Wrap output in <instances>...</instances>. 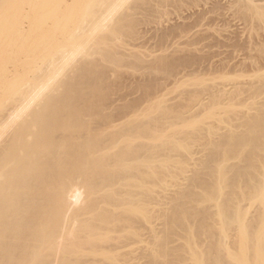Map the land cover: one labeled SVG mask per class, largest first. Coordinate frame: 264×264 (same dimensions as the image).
Segmentation results:
<instances>
[{
	"label": "bare ground",
	"instance_id": "obj_1",
	"mask_svg": "<svg viewBox=\"0 0 264 264\" xmlns=\"http://www.w3.org/2000/svg\"><path fill=\"white\" fill-rule=\"evenodd\" d=\"M114 1L96 0L90 6L92 12L81 22L91 19L89 25L95 26L90 34L91 26L68 29L77 14L61 13L65 0H0V264H264V56L260 66L250 68L258 85L231 91L217 85L209 101L202 81L204 93L201 87V92H186L188 116L183 111L175 117L194 130H201V124L189 121L193 106L230 112L254 99L257 107L245 112L233 130L208 141V154L186 184L165 197L170 207L160 231L161 203L149 185L165 181L172 174L170 165L183 173L188 160H172L171 154L177 149L189 152V145L176 144L171 135L158 145L144 142L164 136L153 135L151 123L136 116L143 100L117 105L106 94L113 90V76L105 63L128 62L113 49L110 36L106 38L107 31L114 38L124 34L131 20L113 22L128 0ZM104 6L108 15L101 14L99 20L97 9ZM261 9L253 12L264 19ZM26 22L33 27L30 35ZM49 24L57 27L52 34L46 30ZM175 26L163 36L190 29ZM220 35L210 44L225 49L216 55L211 47L198 59L189 51L194 59L181 57L176 49L171 56H154L155 61L152 55L153 62L145 65L168 79H145L135 88L152 100L186 80H223L226 73L229 79L225 61L252 44L242 43L234 32ZM220 55L225 59L215 63ZM136 60L134 68L144 59ZM164 109L166 115L174 113L171 107ZM196 114L193 118L202 116ZM206 135L210 140L216 132L209 129ZM161 157L167 166L158 167ZM255 204L263 211L252 216ZM176 238L182 243L172 247Z\"/></svg>",
	"mask_w": 264,
	"mask_h": 264
},
{
	"label": "rangeland",
	"instance_id": "obj_2",
	"mask_svg": "<svg viewBox=\"0 0 264 264\" xmlns=\"http://www.w3.org/2000/svg\"><path fill=\"white\" fill-rule=\"evenodd\" d=\"M95 1L96 0H65V3L64 5H62V8H61L62 9L61 13L63 15L66 13H70V12H74L77 14L76 23L74 25L69 24L67 26L68 29H76V28L83 29V28H87L91 26L89 25V23L91 22V19H89L88 23H86L85 25H82L81 22L83 19H86L85 16L87 13L92 12V9H90V6H92L95 3ZM116 1L117 3H119L121 0H116ZM124 4H123L122 9L117 12L113 22L124 21L125 23L126 22L125 20H128V18L126 19V17H129L131 18V20L127 21V25H129L128 22L130 23L132 21L130 23L132 27L129 25L130 26L129 28V26H127L126 24H123L124 26L126 25L125 26L126 29H124V27L122 26L124 30V34L116 38L111 36L109 31L106 32L108 33L107 36H106V33L104 35L106 36V38L110 36L108 39L111 38L110 44L114 46L113 49L122 52L121 54H119L120 56L126 55L127 57L125 58L123 57V58L125 60H128V62L131 65L129 64L126 65L128 63L126 61H125L126 62L125 65H122V66L116 65L113 63L111 64L105 63V67L107 65L110 69H108L107 67L106 68L108 70H111L110 75L108 73L109 77L113 76V80H111L113 83L110 87V88H113V90L111 89V92H110V89H109L108 91H106V94L111 95L110 96L111 99H113L114 101H117V105H123V104H126V102L127 104H129V102L131 101H133V103L135 101H137L136 103H139L141 99L143 100L144 104L141 106L140 108L141 110L136 113V116H139V119L141 121H145L146 123L147 122L151 123L152 125L151 133L153 135L164 136L163 138H158L156 140L155 139L153 140L152 138L142 139L144 142L149 143L151 145H158L159 143L162 142L161 139L165 141L167 140L165 136L171 135L174 137L171 140L177 141L176 144H182V145L188 144L189 145V152H186L182 149H177L176 150L177 152L171 154L172 160L178 161L182 159L184 160L187 159L188 160L187 169L182 173V172H179L176 167H174L173 165H170V170L172 174L170 173L169 177H167L165 181H161V183L157 186L149 185V187L151 188V195L153 197L156 196L161 203L160 206H158V213L162 215V218L160 216V220L157 221L158 228L161 231L162 225H163V214L165 213V210L170 207V205L167 204L168 201L165 200V197L169 196L170 194L175 193L176 191H178L180 188H182L186 184L185 179L192 175V171L196 168V165H198L201 162L202 158L208 154V151H209L207 148L208 143H209L208 141H212V142L217 141V139L219 138L218 135H222V134L228 133L231 130H233V126L239 125L241 116H243L245 112L257 107L256 105H254L255 103L254 99H248L247 95L249 94L244 95L243 99L244 100L248 99V100L243 106L238 105L233 108L234 111L231 110L230 112H226L228 110L224 109L223 107L206 111L205 107L201 109L202 107L201 105H196L197 108L193 106L192 107L193 113L191 114H194L197 117L196 113L198 112V116L199 115L201 116V114L202 116L199 118H193L195 117L193 115L192 119L189 121L200 122L201 124L200 129L202 131L194 130L190 127H187L181 120L175 117V113L183 112L186 109H189L188 105L190 103L188 104L187 102H190V101H188V98H186V92H189V90H191L192 92H195V91L201 92V90H203V87L207 86V88L204 87L206 92L203 90V93L205 92L206 96H204V98L206 97L205 99L209 101L208 99L210 98L209 95L211 94V92H213L211 90H214V88H216L217 85L219 86L217 87V89L219 90H221L222 88L224 89L226 88V90L231 91V89L235 90L236 87L237 88H240V87L247 88L250 86L251 83H255L256 85L259 84V78H257L255 74H253L252 72L253 69H250V68L252 65H253L252 68H254V67L260 66L263 63L261 59L264 56V53H263L264 52V19H260L258 15L255 14V12H253L255 11L253 10V8L254 9L262 8L261 10L264 11V0H128L126 4L125 5ZM97 11L100 13L99 20H102L108 15L109 9L107 6L106 7L104 6V7L98 8ZM24 12L26 15H29L31 13L30 7L26 6L24 9ZM101 14L103 16L102 19L100 18L102 17ZM27 22L24 23L25 25L24 27L25 29L29 28L28 29L29 32L28 30H26L27 31L26 33L30 35L31 32H33V27L31 25L28 26ZM92 23H93V20H92ZM175 25H177L178 28H190V29H188L187 32H182V33L179 30V32H176V34L179 33L178 35L176 34L174 35V33H171V34L169 33L168 35L169 38L167 36H163V34L168 31V28H174L176 27ZM94 26L95 25L91 26L92 29L87 28L88 31L90 32L91 30H93ZM31 27H32V30L30 31ZM56 28H57L56 26L49 24L48 27H46V30H48V32L52 34L53 30H55ZM50 30L52 31L50 32ZM162 32L164 33L162 34ZM233 32L238 35L242 43L244 42L245 44H247V46L250 45L251 43L252 45L250 46L252 48L245 47L246 49H248L246 50L244 47L243 48L241 47L242 50L245 49L246 52L244 50L243 51L240 50L239 48V51L238 49L236 51L237 53L234 52V54L236 55L239 54L238 56H235V59L233 57L230 59L231 61L230 60L227 61L228 59L225 61L226 65H228L227 66L228 68L226 69V71L227 72L230 71L229 79L227 78L228 75L226 73V76H225L227 79L226 81L224 80L225 77L223 78V80H221L222 78H218L219 77L217 76L218 74L215 75L217 77L210 76L211 79L207 78V80L209 79L208 81L206 80V77L208 76H206L205 79L203 77L202 79L204 80V82L203 80H201V78L186 80L185 82H183L182 84H179L178 86H174L173 84L170 85L168 87L169 90L168 89L167 91L165 90L162 93V96L156 99H152V100H150V98H147V96H145V93H143L141 90L138 91V89L135 88L139 82H142L145 79L154 80L159 77L161 78L163 72L159 73L157 70H151V69L149 70L147 68V66H149L148 63H150V61L153 62L154 59L157 60L156 58L159 59V57L161 58L164 56L166 57L167 55L169 56H171L172 54L174 55L176 53L174 52L175 49L177 51L176 53L177 55H180L181 57L186 56L185 58H189V56H191L190 57L191 59H194L192 58L193 56L191 55L192 52L194 55L195 54L198 55V56L195 55L197 58L201 54H202L201 56H203L205 55V53L206 54L209 53L211 51V48H212L211 52L212 53L214 52L216 55V53L218 54V50L220 49L218 47H217L218 49L217 48L214 49L213 47L215 46L210 45L212 44V41L214 43V40L217 39V37L220 38L221 36L220 34H224L222 36H225V35L227 36V35H230V33L232 34ZM102 35L103 34H101L100 38L101 37L103 38L104 35L103 36ZM163 37H167V39L166 38H164L165 40L159 39ZM58 38L59 39L57 42H60L59 41L60 36H58ZM209 47L211 48L208 49ZM178 49L180 51H178ZM188 49H191V50L195 49V50L190 51ZM200 49L202 51L198 52ZM222 50L225 51V49H221L220 52H223ZM188 51L191 53H189ZM241 51L243 52V54L241 53ZM179 52L181 53L178 54ZM117 54L118 53H116V55ZM247 54H250L252 58H248ZM152 55H153L152 59L155 56L153 60L151 59ZM156 55H158L159 57ZM225 55L223 56L220 55L221 58L215 57L214 58L215 60L213 59L214 62L216 61L215 63H218L217 61H219L220 63L222 59H225ZM95 56H94L95 60L100 59L98 58L100 56L98 57H95ZM120 56H117V57H120ZM92 57L90 58L94 60V58ZM138 57H140L142 60L144 59L143 62L144 61L145 62L144 63L142 62V63L144 64V66H146L145 63L147 64L145 68H143L142 63H141L142 66L140 64V67L134 68V65H137L136 63L134 64V60L136 62L138 60V59L136 60V58ZM240 60H242V62L244 63H242ZM245 62H248V63L246 64ZM240 63L242 64L239 65ZM255 63H257L258 66H255ZM230 64L232 67L230 66ZM233 65H234V69H233ZM238 65L240 68L238 67ZM245 66H247V68ZM195 67L196 66H193V68ZM237 68H239V70L240 69L242 70L239 71L237 70ZM234 71L235 72L237 71V72L233 73ZM238 72H240L241 74H239ZM165 79H168V78H165ZM199 81L200 82L202 81L201 84L204 83L203 87L200 86L201 84ZM197 84L199 85V87H196L198 86ZM239 84H241L242 86ZM221 85H223V87ZM134 89H137V90H134ZM196 89H199V90H196ZM217 89L214 90V92H216ZM130 94L132 95L130 96ZM127 95L129 97H127ZM207 95L209 97H207ZM121 98L123 99V102H121L120 100ZM144 98H146L145 99L146 102H144ZM207 100L205 101V103L208 102ZM185 102L187 105L184 104ZM165 106L173 108L174 113L173 114L168 113L166 115L165 109H164ZM203 111L204 113H202ZM184 113H185L184 116H188V114H186V111ZM212 115H215V117L211 119L210 117ZM155 121L158 123L155 124ZM209 129H214V131L216 132V135L213 137V139L207 140L206 134L208 133ZM175 131H177L178 133L175 134L174 133ZM205 131H207V133ZM159 160L160 162H159L158 167H163V165H166V166L168 165L165 163L164 157L159 158ZM183 166L180 165L181 169ZM206 207L211 212L214 211V208L210 204H207ZM245 208L247 210L250 208V206H246ZM250 211H251V215L254 216V215H258L259 213H261L263 209L261 208L260 205L255 204L250 208ZM146 227H149V225H146ZM232 234H234V232ZM148 236L149 235L146 232L145 237L147 238ZM207 242L208 241L204 240V245H207ZM181 243L182 241H180L179 238H176L175 243L172 245V247L178 246ZM138 263L139 262H137V264ZM140 263L144 264V262H140Z\"/></svg>",
	"mask_w": 264,
	"mask_h": 264
}]
</instances>
